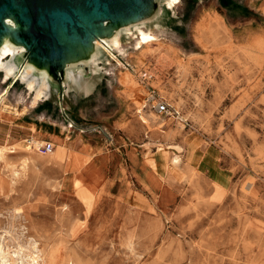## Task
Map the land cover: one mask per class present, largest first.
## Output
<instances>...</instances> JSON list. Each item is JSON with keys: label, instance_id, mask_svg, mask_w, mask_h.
I'll return each mask as SVG.
<instances>
[{"label": "rangeland", "instance_id": "rangeland-1", "mask_svg": "<svg viewBox=\"0 0 264 264\" xmlns=\"http://www.w3.org/2000/svg\"><path fill=\"white\" fill-rule=\"evenodd\" d=\"M259 1L179 0L169 9L154 0L145 26L156 40L135 49L121 26L124 51L94 44L100 73L93 75L89 56L71 61L62 90L47 76L50 97L34 108L24 85L0 73V146L8 136L17 144L0 162L8 181L0 188L7 264H21L17 251L34 247L39 264H264V16L245 48L233 44L244 40L219 15L244 22L258 17ZM25 56L13 60L17 69L28 64ZM80 65L94 77L91 89L65 92L67 70ZM158 100L170 114L154 111ZM3 101L18 118L5 119ZM25 120L37 129L23 128ZM29 134L55 141L54 152L31 150ZM61 149L70 152L55 156ZM130 149L172 173L160 176L148 161L143 179L153 199L124 194L126 185L140 189ZM118 157L124 170L100 186L103 165Z\"/></svg>", "mask_w": 264, "mask_h": 264}, {"label": "water", "instance_id": "water-1", "mask_svg": "<svg viewBox=\"0 0 264 264\" xmlns=\"http://www.w3.org/2000/svg\"><path fill=\"white\" fill-rule=\"evenodd\" d=\"M154 9V0H0V39L10 33L8 41L24 46L26 63L44 71L62 90L68 56L77 46L91 44L103 22L133 23ZM81 57L78 53L71 61Z\"/></svg>", "mask_w": 264, "mask_h": 264}, {"label": "bare ground", "instance_id": "bare-ground-1", "mask_svg": "<svg viewBox=\"0 0 264 264\" xmlns=\"http://www.w3.org/2000/svg\"><path fill=\"white\" fill-rule=\"evenodd\" d=\"M163 2L167 8L173 9L175 4L178 3L179 0H163ZM11 20L12 19L10 17L5 18L7 24H10ZM133 25L134 27L132 28L130 22L119 25H106L105 22H103V29L101 33L93 38L91 44L87 46H77L76 53L68 56L65 65L70 63L69 61L74 59L73 57H76L78 53L84 55L83 58L89 56L90 61H92V73L93 75H98L101 70L100 63L103 60H98L94 57V51L92 52V45L93 43L95 45H102L108 51H110L111 49H116L118 52L124 51L123 42L121 40L119 32V28L121 26L123 27V34L127 37L129 36L132 40H135V49H139L144 44L158 38L157 35L154 34V27L145 26L144 16L135 19L133 21ZM157 26L158 25H155V28ZM9 37L10 33H6L0 39V71H4L3 75H1L3 81L13 79L22 83L27 92L30 93L31 96H33V100L31 102L32 105L36 104L38 100L41 102L48 100L50 95L47 96V91L50 90V88L46 73L42 71V73L40 74H35L34 67L31 64L23 65L21 68L17 69V66L15 65L13 60L24 51V46L13 45L10 41H8ZM104 63L110 64V60L107 56L105 57ZM44 66L46 67L47 65ZM82 72V65H80L76 69V71L72 69L67 70V82L64 84L65 92L74 90L77 93H86L91 89L94 82V77H87L83 75ZM5 109L6 104L4 105L2 110ZM28 142L32 148L31 150L33 151H39L38 145L43 143L42 140L34 138V136L33 138L28 139ZM16 146V141H12V138H8L5 143L0 146V162H4L6 159L7 151L10 150V152H14L16 150ZM54 150L50 151V153H52ZM7 184L8 181L0 175V188L4 189ZM17 254L21 258L19 262L21 264H39V249L37 247H34V249H29V252L17 251ZM8 255V251H4L2 246H0V264H7Z\"/></svg>", "mask_w": 264, "mask_h": 264}, {"label": "crops", "instance_id": "crops-1", "mask_svg": "<svg viewBox=\"0 0 264 264\" xmlns=\"http://www.w3.org/2000/svg\"><path fill=\"white\" fill-rule=\"evenodd\" d=\"M262 1L263 0H260L258 2V4H256V6H254V10L256 12H258V17H255V18H252V19H249V20H246L244 22H231L229 20H226L225 16L222 15V14H219L221 17H222V22L225 26L226 29L229 30V32L231 33V35L235 38L236 36H240L241 39H243L244 41H236L234 42L233 44L234 45H237V46H248L250 45L251 43L247 42L248 38H249V35H251V32H252V26L256 25L257 27H262L261 25V21L259 20L261 18V16H264V4H262ZM260 23V24H259ZM1 75H3L4 71H0ZM34 93V92H33ZM5 94V93H4ZM32 94V93H31ZM3 95V93H2ZM27 97L29 98L28 100V103H27V107H31V108H34L36 107L41 101L38 100V102L34 105L31 104L32 100H33V96L30 95V93L27 92ZM47 96H49V90L47 91ZM2 97V96H1ZM0 97V98H1ZM5 98V97H4ZM3 98V99H4ZM2 99V98H1ZM21 99H23V96L21 97ZM21 101V100H20ZM19 102V101H18ZM5 104V101H3V105ZM7 105V104H6ZM10 106L8 105V108ZM8 108H6L5 110H3V115L5 116V119L6 120H11L12 118H18L16 114H14L15 112L14 111H9L7 110ZM14 109V108H13ZM19 109H21V107H18L17 108V112H19ZM26 112H30V111H26ZM22 114H27V113H22ZM24 116V115H22ZM22 127L25 128V129H37V123L36 122H32V121H29V120H25L21 123ZM34 130V131H35ZM31 135V134H29ZM36 135L39 136L42 138L43 135H41L40 133L36 132ZM45 135V134H44ZM31 137H33L31 135ZM50 137V136H49ZM9 138V136L7 137V139ZM11 138V136H10ZM50 140H52L51 138H48ZM39 140H42L43 139H39ZM6 141V139L4 140ZM52 142V141H51ZM55 142V141H54ZM54 149H55V144L54 143ZM74 142L75 143V146L76 148L78 149H75L76 151L82 153V151L84 149L88 150L89 152H91V149H89L88 147H86L85 145H81L79 143L78 140H75V141H64L65 144H69V143H72ZM91 148V147H90ZM53 149V150H54ZM54 152V151H53ZM115 152V151H114ZM67 153H69L68 150H64V149H61V150H58L57 151V155L55 156H58L59 158H64L67 156ZM116 153V152H115ZM128 154V158L129 160L132 161V165L134 166L133 168V172H134V177L136 179V181L139 183L140 185V189L139 188H136L135 190H131V187L126 185V191H124V194L128 195L129 199L130 200H133V201H139V199H141V194L143 193H147L152 199H153V192L150 191V188L147 187V185H145L144 183V179H143V176H144V172H145V169H148V168H151L148 161L149 160H153L154 164H155V167L153 169V171L156 173V174H159L160 176H163V177H167L168 174H172L169 169H165L164 172L162 173L159 169L160 167H162V163L158 162V160L155 158V157H148V156H145L144 158L143 157H138V155L132 151V149L128 150L127 153ZM63 156V157H62ZM103 156V155H101ZM116 156H118V154L116 153ZM98 159V156H95L94 155V158H92L93 162L97 161ZM116 164L115 166L112 167V165L109 163V164H104L103 165V170L101 172V177H100V186H110V185H113L115 180L114 179L115 177L113 175H117V173H121L123 170L121 169V167L119 168V166L121 165L120 163V158L118 157L116 159ZM85 168V167H84ZM82 168V169H84ZM83 171V170H82ZM160 171V172H159ZM72 170L69 169L68 170V173H71ZM107 172V173H106ZM109 172H112V174L110 175H107ZM98 186V187H100Z\"/></svg>", "mask_w": 264, "mask_h": 264}, {"label": "built area", "instance_id": "built-area-1", "mask_svg": "<svg viewBox=\"0 0 264 264\" xmlns=\"http://www.w3.org/2000/svg\"><path fill=\"white\" fill-rule=\"evenodd\" d=\"M143 76L147 79L150 77V75H146V72L143 73ZM4 95V91L0 92V94ZM150 100H156L154 94L149 95ZM152 108L154 111L158 114H164L168 115L171 113V107L165 100H158L155 101V103L152 104ZM28 142V141H27ZM54 149V144L51 141H43V143L38 145V150L41 153H47Z\"/></svg>", "mask_w": 264, "mask_h": 264}, {"label": "flooded vegetation", "instance_id": "flooded-vegetation-1", "mask_svg": "<svg viewBox=\"0 0 264 264\" xmlns=\"http://www.w3.org/2000/svg\"><path fill=\"white\" fill-rule=\"evenodd\" d=\"M8 105V104H7Z\"/></svg>", "mask_w": 264, "mask_h": 264}]
</instances>
